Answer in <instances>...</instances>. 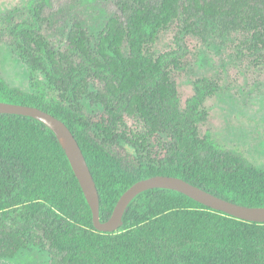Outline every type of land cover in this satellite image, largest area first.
Wrapping results in <instances>:
<instances>
[{
  "label": "trees",
  "instance_id": "16d2710c",
  "mask_svg": "<svg viewBox=\"0 0 264 264\" xmlns=\"http://www.w3.org/2000/svg\"><path fill=\"white\" fill-rule=\"evenodd\" d=\"M56 0H29L0 16V45L25 67L28 90L0 75V102L61 120L85 157L107 221L120 196L154 176L180 178L219 198L264 207V169L224 150L206 128L217 78L193 80L181 102L186 38L231 43L264 62V0H113L92 32L72 19L46 35ZM173 29V48L154 47ZM206 129V130H205ZM116 233L95 230L61 144L30 117L0 114V259L37 249L46 264H264V223L231 217L175 191L151 189Z\"/></svg>",
  "mask_w": 264,
  "mask_h": 264
},
{
  "label": "rangeland",
  "instance_id": "374dc122",
  "mask_svg": "<svg viewBox=\"0 0 264 264\" xmlns=\"http://www.w3.org/2000/svg\"><path fill=\"white\" fill-rule=\"evenodd\" d=\"M28 1L0 0V16L24 7ZM114 9L113 0H56L47 11L50 23L46 35L57 43L72 19L94 32L102 26L106 12ZM173 36V29L163 33L154 52L172 49ZM186 45L187 66L177 77L181 102L184 104L192 96L195 78H217L220 91L205 103L209 112L206 128L218 147L235 151L250 164L264 169V62L254 64L235 45H220L215 39L205 44L188 37ZM0 75L20 90L29 89L25 67L6 44L0 45ZM46 263L47 254L37 249L23 251L14 259H0V264Z\"/></svg>",
  "mask_w": 264,
  "mask_h": 264
},
{
  "label": "water",
  "instance_id": "95a60500",
  "mask_svg": "<svg viewBox=\"0 0 264 264\" xmlns=\"http://www.w3.org/2000/svg\"><path fill=\"white\" fill-rule=\"evenodd\" d=\"M0 114L30 117L45 125L53 132L77 178L92 213L96 231L116 233L123 225V215L128 205L141 193L151 189L175 191L215 211L247 222L264 223V207H246L219 198L180 178L154 176L141 180L128 188L118 199L110 218L100 221V198L82 150L70 129L56 117L35 107L0 102Z\"/></svg>",
  "mask_w": 264,
  "mask_h": 264
}]
</instances>
